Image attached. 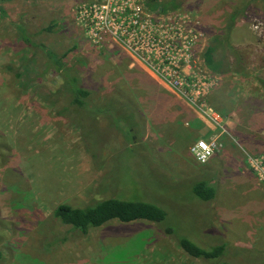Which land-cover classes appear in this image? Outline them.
<instances>
[{"label": "rangeland", "instance_id": "374dc122", "mask_svg": "<svg viewBox=\"0 0 264 264\" xmlns=\"http://www.w3.org/2000/svg\"><path fill=\"white\" fill-rule=\"evenodd\" d=\"M82 1L0 0V264H207L185 254L176 241L186 237L207 246L218 240L210 236L213 229L230 245L262 248L264 180L248 159L262 157L264 164V152L248 150L235 139L228 122L232 117L220 107H229L231 98L233 105L255 101L264 106V91L256 81L264 78V0H183L162 11L198 19L202 36L195 52L200 60L210 37L227 36L231 72L206 70L210 84L202 99L216 120L149 75L158 87L147 81L142 85L136 68L146 72L114 44L90 43L73 16ZM15 23L43 49L18 38ZM46 48L77 70L93 97L119 93L132 105L134 139H126L118 120L85 113L58 116L53 111L64 100L56 106L39 100L33 76L51 90L61 81ZM187 112L202 124L198 134L189 127ZM260 133L264 137V128ZM199 139L211 146L204 162L189 150ZM225 140L243 158V165L232 162L237 168L233 178L220 159L225 158ZM201 179L214 184L208 201L189 189ZM111 196L151 202L163 209L164 219H112L81 234L66 232V225L52 217L60 203L81 206ZM247 259L261 263L253 254Z\"/></svg>", "mask_w": 264, "mask_h": 264}, {"label": "trees", "instance_id": "16d2710c", "mask_svg": "<svg viewBox=\"0 0 264 264\" xmlns=\"http://www.w3.org/2000/svg\"><path fill=\"white\" fill-rule=\"evenodd\" d=\"M183 0H143L144 7L154 13L175 9L182 4ZM17 35L27 46L43 49L40 44L32 40L31 35L23 28L20 23H15ZM49 26L45 27L47 30ZM20 30V31H19ZM227 36L213 35L205 44L203 51L200 52L203 67L212 75H224L231 72V65L225 58V43ZM220 38H223L222 40ZM229 48V46H227ZM223 51V56L220 52ZM47 57L54 62L55 69L60 76V82L56 89L51 90L43 82L36 81L37 76H33V91L39 100L45 104L56 106L58 100H64L65 105L55 108L53 113L58 116L72 114L79 117V114L102 115L107 119H115L117 123L125 125L122 128L126 139H134L137 134V128L133 125L134 114L136 113L132 105L123 99L119 93H111L105 99H97L92 96L90 89L82 85L77 70L72 65H64L60 59L51 54L49 49H45ZM137 74L139 82H150L151 86L158 85L148 74L142 72L139 68ZM257 83L264 91V78H257ZM137 125V123H135ZM76 125V124H75ZM190 192L200 201H208L213 198L215 188L211 182L201 179L192 183ZM165 212L159 206L143 200H125L114 196L94 200L81 206H74L60 203L52 210V217L56 224L66 225V232H79L85 234L88 229L96 228L109 220L120 222H131L134 220H145L151 223H158L164 219ZM59 222V223H58ZM170 233L169 229H165ZM214 234L211 238L218 239L214 242H208L207 246L200 240L193 242L186 237H181L176 241L177 246L188 256L204 261L207 264H253L257 260L247 259L249 255H256L264 264V245L262 248L249 246L247 244L230 245L228 241L222 240L218 232L213 229ZM63 235L62 233H60ZM65 235V234H64ZM237 251V253H236ZM240 255L239 260H231V256ZM238 263H233V262ZM255 264V263H254Z\"/></svg>", "mask_w": 264, "mask_h": 264}, {"label": "built area", "instance_id": "2783aa9c", "mask_svg": "<svg viewBox=\"0 0 264 264\" xmlns=\"http://www.w3.org/2000/svg\"><path fill=\"white\" fill-rule=\"evenodd\" d=\"M73 16L90 43L114 44L175 97L216 120L202 100L210 76L195 52L202 36L196 17L182 11L154 13L144 7L143 0H83ZM189 150L204 162L211 146L199 139ZM248 163L264 180L262 157Z\"/></svg>", "mask_w": 264, "mask_h": 264}, {"label": "crops", "instance_id": "0c3cea01", "mask_svg": "<svg viewBox=\"0 0 264 264\" xmlns=\"http://www.w3.org/2000/svg\"><path fill=\"white\" fill-rule=\"evenodd\" d=\"M232 102L233 99L231 98V105L229 107H224L223 104V108L220 107L221 110H223V114H227L232 117V119L228 120L230 132L235 137V139L240 142L241 145H243L244 148H247L248 150H252L255 148L256 150L264 152V137L260 133L261 129L264 128V120L261 119V117H264V110L262 108L264 106L260 107L255 101L254 105L250 104L247 107L241 102H237L235 105H233ZM187 114L189 116L190 113L187 112ZM190 117L191 119L187 120L189 121L188 125L191 128L193 127L192 129L196 130L198 134L199 132H201L202 124L191 114ZM193 140H190L189 143H191ZM224 145L225 148L222 154L225 156V158L221 155L220 159L228 165V168L231 171L230 178H233L234 172L237 168L232 167V162L242 163L243 165V158L239 149L236 146L232 145L229 141L225 140ZM211 184L214 186L212 182Z\"/></svg>", "mask_w": 264, "mask_h": 264}]
</instances>
